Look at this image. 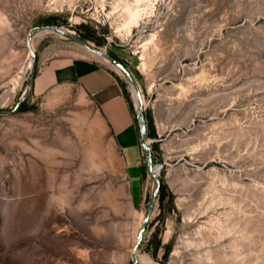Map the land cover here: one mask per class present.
Masks as SVG:
<instances>
[{"label": "rangeland", "instance_id": "rangeland-1", "mask_svg": "<svg viewBox=\"0 0 264 264\" xmlns=\"http://www.w3.org/2000/svg\"><path fill=\"white\" fill-rule=\"evenodd\" d=\"M52 26L140 86L160 190L137 256L264 264V0H0V264H132L157 186L131 79L56 31L32 50L30 31ZM73 57L117 77L133 143L83 84L36 83Z\"/></svg>", "mask_w": 264, "mask_h": 264}, {"label": "crops", "instance_id": "crops-1", "mask_svg": "<svg viewBox=\"0 0 264 264\" xmlns=\"http://www.w3.org/2000/svg\"><path fill=\"white\" fill-rule=\"evenodd\" d=\"M57 62V59L49 62L36 83L50 78L51 84L66 81L83 84L100 104L119 141L133 143L137 137L136 121L117 77L96 58L73 57L55 64Z\"/></svg>", "mask_w": 264, "mask_h": 264}, {"label": "water", "instance_id": "water-1", "mask_svg": "<svg viewBox=\"0 0 264 264\" xmlns=\"http://www.w3.org/2000/svg\"><path fill=\"white\" fill-rule=\"evenodd\" d=\"M36 29L37 28H33L30 31L29 40L32 39V36H33ZM52 29H54L56 32L61 33V34L65 35L69 38H72L73 40H75L79 44L83 45L84 47H86V48L96 52L97 54L109 59L113 64L118 66L121 70H123L127 74V76L131 79L132 83L135 85L140 97H142V93H141L140 86L138 84L137 79L135 78L134 74L129 70V68L126 66V64L124 62H122L119 58L115 57L111 53H108L102 49L93 47L88 41L84 40L83 38L78 37L74 33L69 32L68 30H65L63 27L52 26ZM34 82H35V75H34V69H33V74L31 76L29 83H28L27 89L24 92V94L22 95L20 101L15 106L14 110L18 109L20 104L23 101H25L27 99V97L30 95L32 88L34 86ZM9 111L10 110H0V112H9ZM137 120H138V125H139V132H140V136H141V141H142L143 149H144L145 156H146L147 166H148L149 171L152 173V175L156 179L157 186L154 189V191L150 197L147 214H146L144 220L142 221L139 232H138V237H137V240H136V243L134 246V250L132 252V264H139L137 251L139 249V246L142 243L144 231H145L146 226L148 224V220L151 217V215L154 211V208L157 204L158 197H159V190H160V178L158 176V173H156L155 169H154V163H153V157H152V148L150 146V143H148L146 140L147 122H146L145 114L143 112L142 105L139 108H137Z\"/></svg>", "mask_w": 264, "mask_h": 264}, {"label": "bare ground", "instance_id": "bare-ground-1", "mask_svg": "<svg viewBox=\"0 0 264 264\" xmlns=\"http://www.w3.org/2000/svg\"><path fill=\"white\" fill-rule=\"evenodd\" d=\"M65 30H68L69 32H72V33H74L73 31H71V30H69L68 28H65V27H63ZM51 31H55L54 29H52V28H44V29H40L38 32H36V33H34L33 34V36H32V39L31 40H29V44H30V46L32 47V50H34V45H35V42L39 39V38H41L45 33H48V32H51ZM62 36V35H61ZM93 46V45H92ZM94 47V46H93ZM88 49V48H87ZM90 50V49H89ZM102 50H104V49H102ZM90 51H92V50H90ZM105 51V50H104ZM92 52H94V51H92ZM95 54H97L96 52H94ZM100 58H102V59H104V60H106V61H108V62H110L111 63V61L109 60V59H107L106 57H103V56H101V55H99V54H97ZM31 57V56H30ZM30 60V62H29V67H32L33 66V64H34V59H33V57H31V59H29ZM112 64V63H111ZM112 65H114L118 70H121L118 66H116L115 64H112ZM132 91H133V96H134V100H135V106L137 107V108H139L143 103H144V101H143V98L142 97H140V95H139V93H138V91H137V89H136V87H135V85L132 83ZM132 96V97H133ZM147 142L148 143H150V140L149 139H147ZM158 167V166H157ZM156 166L154 167V169H155V172L156 173H158L159 172V168H157ZM155 181V180H154ZM146 213V212H145ZM144 216V215H143ZM142 220V219H141ZM143 220H144V218H143ZM142 220V221H143ZM141 223L142 222H140V225H141ZM138 262H139V264H149V263H151V262H153V258L151 257V256H149L148 254H143V253H138Z\"/></svg>", "mask_w": 264, "mask_h": 264}, {"label": "trees", "instance_id": "trees-1", "mask_svg": "<svg viewBox=\"0 0 264 264\" xmlns=\"http://www.w3.org/2000/svg\"><path fill=\"white\" fill-rule=\"evenodd\" d=\"M50 21H51V19L48 20V22H50ZM25 106H26L25 102H22L19 107L25 108ZM152 135H155V133H152Z\"/></svg>", "mask_w": 264, "mask_h": 264}]
</instances>
